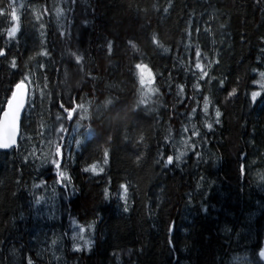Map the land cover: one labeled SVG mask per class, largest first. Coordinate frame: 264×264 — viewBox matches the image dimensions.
Segmentation results:
<instances>
[{"label":"trees","instance_id":"trees-1","mask_svg":"<svg viewBox=\"0 0 264 264\" xmlns=\"http://www.w3.org/2000/svg\"><path fill=\"white\" fill-rule=\"evenodd\" d=\"M9 2L0 0V8ZM15 5V39L2 34L10 18L0 16V47L8 52L0 57V106L22 74L30 97L18 146L0 151V264H264V181L258 177L264 104L250 101L264 71V0ZM56 7L64 14L59 21ZM197 49L204 80L195 68ZM71 53L83 57L80 64ZM136 64L153 76L156 91L147 108L138 106ZM61 103L88 109L78 130L79 109L73 121L56 120L67 115ZM60 123L68 131L60 142L66 176L58 181L48 162V132ZM180 152L186 154L177 166ZM168 155L174 163L165 168ZM92 165L99 174L84 171ZM121 184L128 188L127 213L118 206ZM52 192L56 205L49 208ZM74 223L86 229L76 241L81 252L72 249L70 236L79 233Z\"/></svg>","mask_w":264,"mask_h":264},{"label":"snow or ice","instance_id":"snow-or-ice-1","mask_svg":"<svg viewBox=\"0 0 264 264\" xmlns=\"http://www.w3.org/2000/svg\"><path fill=\"white\" fill-rule=\"evenodd\" d=\"M72 3H75V0H72ZM24 5L21 4L20 7L22 8ZM164 11L166 12L167 9H164ZM8 15L9 16V27L5 30L4 33H2L3 35L6 36V38L8 40H13L17 37L18 33L20 32V16L18 15V10L17 7L15 5V0H10V2L7 5V8H0V16H4V15ZM55 15L57 20L59 21L60 19H62L64 17L63 12L61 11V9L59 7H56L55 9ZM40 27H43V25H40ZM198 31V30H197ZM61 35H63V33H61ZM154 43H158L157 41H155V38H153ZM132 47L134 48L135 45H132ZM162 47V45H161ZM108 51L109 53H111L112 51V45L111 43L108 44ZM165 52L168 51V49H164ZM41 56H47L48 52L47 51H42L38 53ZM8 52L0 47V57H7ZM71 55H73L75 57V62L77 64H80L81 61L83 60V57L81 55H77L76 53H71ZM195 57H196V61H195V68L199 70L200 72V76L199 79L200 80H204L205 77L208 76V72L205 70V66L204 64H202L201 62V52L199 49L196 50L195 52ZM207 59V58H205ZM216 63H219V61L217 60ZM11 65L13 68L16 67V60L12 59L11 61ZM209 67L211 66V64L209 63L208 65ZM41 67H43V65H41ZM136 69H137V77L139 80V84L141 86V90L139 93V101H138V106L139 105H144L145 108H147V104L148 101L151 100V96L155 93V89L150 87L152 81H153V77H152V73L150 71V69L147 67V65L145 64H136ZM255 71V70H254ZM259 75V80L255 81V83L258 84L260 91H252L250 94V101L253 107L256 106L257 101L259 99V102L264 104V99H260V97L262 96V94H264V71H259L258 72ZM213 79L215 77H212ZM29 78L27 75H23L22 74V79L19 80V82H16L14 84V89L11 91L10 97L6 99L5 103L3 106H0V149L3 150H8L11 148H14L17 145V138L19 135V131H20V122H21V117L22 114L24 113L25 107H26V97L28 96V88H27V84L29 83ZM195 87H199V85H195ZM220 87H223V80L220 81ZM184 91L183 87H180V93L182 94ZM228 95L231 96H235L236 95V89L233 88ZM69 104H72V101H68ZM109 104L112 103L111 100L108 101ZM60 107L63 109V111L67 114L66 117H61L60 115L56 116V120L60 121V120H66V121H73V117L77 115V111L79 109V115L77 116V120L75 123V130H78L81 127V124L79 123L80 120L85 119V113H87L88 109L85 108L82 104L81 105H76L73 107H65L63 103L60 104ZM209 109V104H208V99L207 97H204V104H203V111L205 114H207ZM193 112H195V109H193ZM221 113L219 111V109L216 110V123H219V117H220ZM212 125L209 124L208 128L211 129ZM68 129L65 127L64 123H60L58 128H52L49 129L48 132V162L54 167V169L56 170V177L58 179V181H61L65 178L66 173L60 171L61 169V162L60 160L63 159L64 153H63V145L60 143L61 141H63L65 139V135L62 134H67ZM185 132L188 131L187 128L184 129ZM93 135V133L89 130L87 132V138H91V136ZM193 135H199L198 132H193ZM142 139V138H141ZM71 140V138H70ZM76 143L79 144L80 141L76 140ZM186 143V142H185ZM70 143L68 145V147H70ZM185 152H180L179 155L176 156V161H177V166H178V162L180 161V159L185 155ZM104 157H105V163L107 162V158H108V153L107 151H105L104 153ZM59 158V159H58ZM174 161H173V156L172 155H168L166 161H164V167L168 168V166L173 165ZM171 170V169H169ZM85 172H93L96 174H99L96 172V165H92L91 168H85L84 169ZM100 171L102 172L103 169H100ZM241 173H243V168H241ZM36 187H40V185H36ZM62 187H64L62 185ZM120 187L123 189L124 194L122 196L119 197L120 201L122 202L121 205H118L120 207H122V211L124 213H127L129 211V208L127 207V185L121 184ZM105 199L108 200V190H105ZM36 204H40V198H36ZM200 211L204 214L207 213L208 209L207 207L202 203L200 206ZM74 228H79V233H73L70 236L71 241H73L72 243V249L75 252H81L84 249H82L78 243H76L77 240H82L83 239V233L86 231V229L79 225V224H73ZM174 224H170L169 225V231H174ZM65 235H68L67 233H65ZM53 243H55V241H53ZM93 241L89 240V241H85V244L88 247V250H91V245H92ZM169 244L172 245V241L169 240ZM259 256L261 258H264V249H262L259 252ZM28 264H32L31 260L29 259Z\"/></svg>","mask_w":264,"mask_h":264},{"label":"rangeland","instance_id":"rangeland-1","mask_svg":"<svg viewBox=\"0 0 264 264\" xmlns=\"http://www.w3.org/2000/svg\"><path fill=\"white\" fill-rule=\"evenodd\" d=\"M153 77V76H152ZM152 84V83H151ZM259 179H261L262 181H264V172L259 173L258 174ZM46 202H47V206L49 208H54V206L56 205V199L55 196L53 194V192L51 194L48 195V197L46 198Z\"/></svg>","mask_w":264,"mask_h":264},{"label":"water","instance_id":"water-1","mask_svg":"<svg viewBox=\"0 0 264 264\" xmlns=\"http://www.w3.org/2000/svg\"><path fill=\"white\" fill-rule=\"evenodd\" d=\"M27 88H28V86H27ZM29 97H30V91H29V88H28V96L26 97V107H25V110H26V108H27V104H28ZM25 110H24V113H25ZM24 113L22 114V117H21L20 131H19V135H18V138H17V145H16L15 147H17V146H18V143H19V139H20V135H21V124H22V119H23V115H24ZM15 147H14V148H15ZM12 149H13V148L8 149V150L0 149V151H10V150H12ZM263 249H264V247H263ZM260 258H261V257H260ZM261 260L264 262V258H261Z\"/></svg>","mask_w":264,"mask_h":264},{"label":"bare ground","instance_id":"bare-ground-1","mask_svg":"<svg viewBox=\"0 0 264 264\" xmlns=\"http://www.w3.org/2000/svg\"><path fill=\"white\" fill-rule=\"evenodd\" d=\"M62 39V38H61ZM76 49V48H75Z\"/></svg>","mask_w":264,"mask_h":264}]
</instances>
